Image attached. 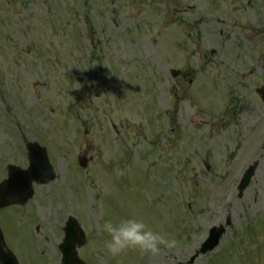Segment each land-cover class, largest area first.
I'll return each mask as SVG.
<instances>
[{
  "label": "rangeland",
  "instance_id": "rangeland-1",
  "mask_svg": "<svg viewBox=\"0 0 264 264\" xmlns=\"http://www.w3.org/2000/svg\"><path fill=\"white\" fill-rule=\"evenodd\" d=\"M89 1L93 43L79 32L85 0H0V182L7 165L27 168L32 141L56 171L26 205L0 209L7 247L20 264H61L72 216L84 264H189L230 218L193 264H264V157L238 191L263 152L264 27L243 32L264 25L262 0ZM129 215L178 246L107 254L105 220Z\"/></svg>",
  "mask_w": 264,
  "mask_h": 264
},
{
  "label": "water",
  "instance_id": "water-1",
  "mask_svg": "<svg viewBox=\"0 0 264 264\" xmlns=\"http://www.w3.org/2000/svg\"><path fill=\"white\" fill-rule=\"evenodd\" d=\"M30 151L31 167L29 170L20 168H9V179L0 186V205H6L13 202H23L31 195L32 181H43L45 178L52 176V167L49 163L46 151L37 144L28 145ZM251 179V174L247 172L242 182L244 189ZM241 189V190H242ZM223 229L215 230L209 236L208 241L202 246V251L213 249L219 243V237L223 234ZM66 239L62 246L64 253V264H77L75 259L76 243L78 244L83 239V234L78 228L76 222L69 220L66 228ZM3 236L0 233V263L1 264H18L13 255L4 250Z\"/></svg>",
  "mask_w": 264,
  "mask_h": 264
},
{
  "label": "clouds",
  "instance_id": "clouds-1",
  "mask_svg": "<svg viewBox=\"0 0 264 264\" xmlns=\"http://www.w3.org/2000/svg\"><path fill=\"white\" fill-rule=\"evenodd\" d=\"M102 231L108 236L104 247L112 257H120L129 249L137 250L141 255L155 256L165 248L178 246L174 237L154 229L145 219L135 215L106 219Z\"/></svg>",
  "mask_w": 264,
  "mask_h": 264
}]
</instances>
